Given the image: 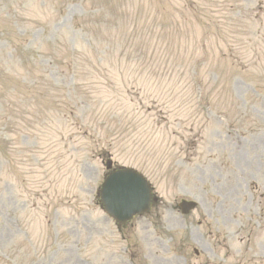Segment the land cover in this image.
Segmentation results:
<instances>
[{"label":"rangeland","instance_id":"obj_1","mask_svg":"<svg viewBox=\"0 0 264 264\" xmlns=\"http://www.w3.org/2000/svg\"><path fill=\"white\" fill-rule=\"evenodd\" d=\"M109 159L157 196L121 234ZM261 243L264 0H0V264H264Z\"/></svg>","mask_w":264,"mask_h":264},{"label":"water","instance_id":"obj_2","mask_svg":"<svg viewBox=\"0 0 264 264\" xmlns=\"http://www.w3.org/2000/svg\"><path fill=\"white\" fill-rule=\"evenodd\" d=\"M108 167H111L110 163ZM101 197L106 212L118 222L125 223L134 215L149 209L151 189L142 176L134 171L124 170L113 173L106 180ZM195 206L186 202L181 205L184 214H188Z\"/></svg>","mask_w":264,"mask_h":264},{"label":"flooded vegetation","instance_id":"obj_3","mask_svg":"<svg viewBox=\"0 0 264 264\" xmlns=\"http://www.w3.org/2000/svg\"><path fill=\"white\" fill-rule=\"evenodd\" d=\"M227 221H228V220H227ZM225 222H226V221H222V224L225 225ZM262 248H264L263 243H261L259 251H261ZM224 251L227 252L228 257H230V256L232 255L231 248H230L229 246H226V248L224 249ZM236 253H238L240 256H237ZM212 254H213V253H212ZM233 255H234V257H235L236 264H243V263H244V257L242 256L241 251L238 250V251H236ZM261 257H262V258L264 257V253H263V252H262V253L258 252L257 254H255V258H256L257 260H258V259H261ZM256 259H254V260H256ZM226 260H227V259H224V260H223V264H225V261H226ZM218 264H220V263H218Z\"/></svg>","mask_w":264,"mask_h":264}]
</instances>
